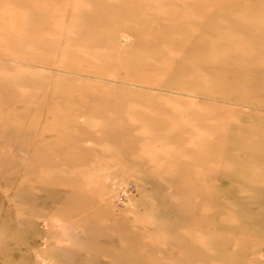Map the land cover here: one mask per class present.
I'll return each instance as SVG.
<instances>
[{
  "label": "rangeland",
  "instance_id": "rangeland-1",
  "mask_svg": "<svg viewBox=\"0 0 264 264\" xmlns=\"http://www.w3.org/2000/svg\"><path fill=\"white\" fill-rule=\"evenodd\" d=\"M0 264H264V0H0Z\"/></svg>",
  "mask_w": 264,
  "mask_h": 264
},
{
  "label": "bare ground",
  "instance_id": "bare-ground-1",
  "mask_svg": "<svg viewBox=\"0 0 264 264\" xmlns=\"http://www.w3.org/2000/svg\"><path fill=\"white\" fill-rule=\"evenodd\" d=\"M191 13H192V12H191ZM193 15H194V14L192 13V16H193ZM194 16H195V15H194ZM150 26H151V25H150ZM46 219H47V218H46ZM49 219H50V217H49ZM56 219L58 220V218H56ZM51 220H52V219H51ZM53 220H54V218H53ZM47 222H48V221H47ZM53 222H54V221H53ZM53 222H52V223H53ZM55 222H56V221H55ZM58 225H59V224H58ZM55 240H56V239H55ZM55 240H54V241H55ZM57 242H59V241H57ZM48 243H49V242H48ZM60 243H61V242H60ZM42 246H43V245H42Z\"/></svg>",
  "mask_w": 264,
  "mask_h": 264
}]
</instances>
